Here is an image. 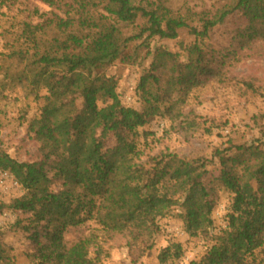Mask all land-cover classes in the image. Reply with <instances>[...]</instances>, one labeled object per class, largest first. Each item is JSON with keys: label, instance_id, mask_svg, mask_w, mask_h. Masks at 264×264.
<instances>
[{"label": "trees", "instance_id": "trees-1", "mask_svg": "<svg viewBox=\"0 0 264 264\" xmlns=\"http://www.w3.org/2000/svg\"><path fill=\"white\" fill-rule=\"evenodd\" d=\"M168 2L0 0L6 50L0 88H21L42 101L27 127L37 160L19 162L0 151V171L23 190L0 204V214L9 209L28 218L29 264H101L106 253L94 231L65 241L68 230L90 221L109 238L122 237L132 263L153 249L158 220L174 211L189 237H209L214 204L203 184L207 162L168 150L145 155L140 138L152 134L140 130L158 116L196 128L185 116L190 92L264 56V0H223L200 11L175 10ZM229 20L237 23L230 45L211 49L205 40ZM183 30L195 39L185 62L166 48L151 49V40H175ZM149 58L136 87L141 109L123 106L121 70ZM111 67L118 72L109 74ZM248 79L240 82L255 91ZM214 151L220 168L214 185L231 194L227 225L193 264H264L258 255L264 251V143L229 139ZM181 253L179 244L169 245L158 264ZM8 257L0 235V264Z\"/></svg>", "mask_w": 264, "mask_h": 264}, {"label": "rangeland", "instance_id": "rangeland-1", "mask_svg": "<svg viewBox=\"0 0 264 264\" xmlns=\"http://www.w3.org/2000/svg\"><path fill=\"white\" fill-rule=\"evenodd\" d=\"M223 0H169L168 5L175 10L184 11L192 8L195 11L212 9ZM36 4L44 9L39 2ZM237 27L233 20L214 29L211 37L205 40L215 51L230 45L231 36ZM194 37L186 30L181 31L175 40L153 39L151 49L163 47L177 54L181 61L187 57L186 48L193 44ZM0 39V52L2 48ZM151 58L141 64L128 65L121 70V78L117 88L120 102L125 107L140 110L141 102L136 91L139 77L147 68ZM226 72L223 79H211L201 87L193 89L187 99L185 116L195 120L196 128H184L181 121L170 122L161 116L140 131L152 135L146 140L140 138V148L145 155H155L159 151L168 150L187 158L202 157L207 162V173L204 177V187L207 198L213 202V227L209 237H189L183 230L181 221L176 217L177 211L158 220V233L153 249L141 257L137 263H132L128 255L126 241L120 236L109 238L92 221L79 228L68 230L65 235L67 244L95 232L98 241L106 255L101 264H158V253L172 244L181 246V256L169 264H193L199 261L206 250L214 243V239L226 228L231 194L218 190L214 180L220 176L217 158L214 150L225 148L229 139L234 143H264V56L259 59L242 61ZM109 74L117 73L116 67L109 69ZM251 78L255 91L247 89L240 80ZM1 79V73H0ZM44 92H40L43 96ZM42 101L21 88H0V151L19 162L35 161L38 158L37 143L27 132L28 123L40 112ZM210 131V132H208ZM23 195V190L12 175L0 171V204L9 205L11 201ZM22 220L18 225L17 221ZM28 218L20 213L5 209L0 214V235L7 247L10 262L7 264H29V255L34 250L24 226ZM94 248L91 249V256ZM259 258H264V251H259Z\"/></svg>", "mask_w": 264, "mask_h": 264}]
</instances>
